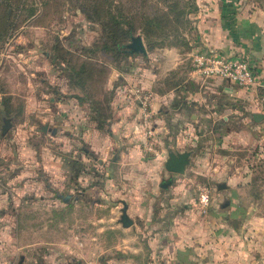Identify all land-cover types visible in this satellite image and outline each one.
Here are the masks:
<instances>
[{"label": "rangeland", "instance_id": "rangeland-1", "mask_svg": "<svg viewBox=\"0 0 264 264\" xmlns=\"http://www.w3.org/2000/svg\"><path fill=\"white\" fill-rule=\"evenodd\" d=\"M199 1L0 0V114L10 122L0 134V264L130 262V246L153 245L159 222L202 230L207 243L236 247L242 264H264V136L226 141L203 125L195 148L189 140L196 132L188 126L180 145L166 148L140 114L134 142L110 134L118 118L109 81L128 61L104 42L110 45L112 34L127 41L122 31L131 26L145 54L171 49L182 59L181 79L190 67ZM233 2L242 12L264 10V0ZM189 3L197 9L186 13ZM92 5L109 9L118 23L85 18L81 8ZM84 46L88 53L80 52ZM172 80L160 78L153 89L163 92ZM42 124L55 134L41 132ZM192 148L183 173L163 168L167 150ZM123 204L136 221L128 227L119 222ZM171 212L180 216L177 223L165 218ZM171 241L168 232L162 243ZM154 259L165 264L147 249L132 262Z\"/></svg>", "mask_w": 264, "mask_h": 264}, {"label": "crops", "instance_id": "crops-1", "mask_svg": "<svg viewBox=\"0 0 264 264\" xmlns=\"http://www.w3.org/2000/svg\"><path fill=\"white\" fill-rule=\"evenodd\" d=\"M242 11L233 0H200L198 2L200 18L195 23L191 53L201 49L245 57L257 77V83L253 87L244 88L227 79L193 74L189 67L187 71H182H185V75L181 81L163 92H158L153 89L158 79L171 75V71H179L182 67L180 64L182 59L174 55L171 49L165 52H150L144 57L127 56L128 62L124 63L123 68L117 72L118 75L113 72L109 81L113 92L111 107L118 118L110 125V134L116 139L122 137L130 142H134L140 136V123L137 119L139 108L137 103L135 105L130 100L131 89L127 87V84L133 83L145 89L148 98L151 97V121L150 119L149 121L152 127L148 132L153 131L157 138H163L166 148L180 145L181 133L188 126L196 132L190 137V145H196V141L204 136L203 125L210 126L205 128L206 132L220 135L226 141L262 138L264 118L254 122L251 113L259 112L264 115L262 111L264 89H259L264 85V10ZM238 123H243L244 127H238ZM114 131H120V134L116 136L113 134ZM135 146L133 143L129 147L130 152H134ZM91 150L95 151L92 148ZM189 151L193 152L194 149ZM95 157L101 163V158ZM168 215L165 218L171 219L174 223H177L180 217L178 213L173 212ZM135 223V220L134 222L131 220L130 225ZM156 224L157 227L152 230L153 245L148 242L146 249L154 257L161 256L165 264L243 263L240 257L235 255L240 253L236 247L229 243L222 244L219 240L207 243L203 240L206 232L202 230H193V228L190 229L192 232L186 230L188 232L186 234L185 226L181 223L174 224L171 228L161 227L162 222ZM168 232L171 233L172 238L170 246L162 243ZM220 234L217 233L216 236L220 237ZM192 237L193 241H190ZM182 240L184 242H181ZM130 248L133 253L131 261L127 262L125 259L116 264H135L132 260L136 259L140 251L146 250L138 245ZM108 263L107 261L106 264ZM147 264L159 263L154 259Z\"/></svg>", "mask_w": 264, "mask_h": 264}, {"label": "built area", "instance_id": "built-area-1", "mask_svg": "<svg viewBox=\"0 0 264 264\" xmlns=\"http://www.w3.org/2000/svg\"><path fill=\"white\" fill-rule=\"evenodd\" d=\"M190 71L200 76L227 79L244 88L253 87L257 83V77L248 61L238 55L194 50L190 54ZM131 93L135 95L139 114L146 123L151 117L148 94L144 93L141 86H134Z\"/></svg>", "mask_w": 264, "mask_h": 264}, {"label": "water", "instance_id": "water-1", "mask_svg": "<svg viewBox=\"0 0 264 264\" xmlns=\"http://www.w3.org/2000/svg\"><path fill=\"white\" fill-rule=\"evenodd\" d=\"M126 47L129 49L130 52L145 54V49L141 40V37L139 35L131 36L129 41L126 43ZM264 118V115L259 112H252L251 113V119L254 122H259ZM10 122L8 118H2V125L0 127V134H3L7 128L9 127ZM40 131L45 132L49 131L51 135L55 134V128L51 127L49 128L46 124H42L40 126ZM84 151L88 153L89 156H91L93 159L97 160L94 154L87 149L84 148ZM190 151H172L167 150L166 157L163 161V168L167 172L171 173H178L181 174L184 171V168L186 164L188 163V157H189ZM115 159V156L111 159L112 161ZM98 163H100V160H97ZM217 188H224L225 184H217ZM69 195L64 196V200L67 199ZM126 205L123 204L120 209V217L119 222L122 227H128L131 224V220L126 215Z\"/></svg>", "mask_w": 264, "mask_h": 264}, {"label": "trees", "instance_id": "trees-1", "mask_svg": "<svg viewBox=\"0 0 264 264\" xmlns=\"http://www.w3.org/2000/svg\"><path fill=\"white\" fill-rule=\"evenodd\" d=\"M81 9L84 12L85 18H87L88 20H93V19L101 20V17H103V18H107V19L109 18V20L118 23L117 20H113L114 18L110 14L109 9H106V8H101L100 9L98 6H95V5H92L90 7H84L83 6ZM196 9H197V6L195 4L189 3L188 7L186 8V13L194 12ZM102 26L104 28L108 29L107 22H102ZM122 33H123V38H125V40H127V41H129L131 36H134L133 33H132L131 26H128V28L123 30ZM110 37H111V44L108 45L107 43L104 42V45L106 46V48L110 49L115 54L120 55L122 57V59L126 58L127 56L135 55V54H138V55H140L142 57L145 56V54L130 52L129 49L126 47L127 41H125V42H117V40L113 36V34ZM143 39L147 40V42L149 41V38H148V36L146 34L144 35ZM196 50H200V49H196ZM80 52L88 53V48L85 47V46L81 47L80 48ZM145 53H146V50H145ZM229 55H232V54H229ZM232 56H236V55H232ZM177 72L178 71H176V72L171 71L170 72L171 75L170 74H169L170 76L168 75V78L173 79L171 84H170V87L172 85L174 86L176 83H178L179 81H181L183 79V78H181V79L177 78ZM0 115L3 116L2 118H4L6 116L5 115V111L1 112Z\"/></svg>", "mask_w": 264, "mask_h": 264}, {"label": "flooded vegetation", "instance_id": "flooded-vegetation-1", "mask_svg": "<svg viewBox=\"0 0 264 264\" xmlns=\"http://www.w3.org/2000/svg\"><path fill=\"white\" fill-rule=\"evenodd\" d=\"M84 150V148H82Z\"/></svg>", "mask_w": 264, "mask_h": 264}]
</instances>
